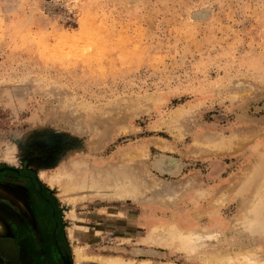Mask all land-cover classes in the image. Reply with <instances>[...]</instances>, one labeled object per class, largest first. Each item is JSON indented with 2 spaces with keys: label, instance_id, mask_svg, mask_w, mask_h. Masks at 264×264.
Wrapping results in <instances>:
<instances>
[{
  "label": "rangeland",
  "instance_id": "374dc122",
  "mask_svg": "<svg viewBox=\"0 0 264 264\" xmlns=\"http://www.w3.org/2000/svg\"><path fill=\"white\" fill-rule=\"evenodd\" d=\"M263 129L264 0H0V264H63L58 245L72 264L77 247L203 264L199 249L136 242L143 223L115 214L166 221L213 205L201 224H236L237 200L212 199ZM164 159L168 173L155 168ZM65 164L107 191L122 189L111 177L125 164L140 194L73 206L58 195ZM258 229L230 228L222 247L259 244L264 261Z\"/></svg>",
  "mask_w": 264,
  "mask_h": 264
},
{
  "label": "bare ground",
  "instance_id": "6f19581e",
  "mask_svg": "<svg viewBox=\"0 0 264 264\" xmlns=\"http://www.w3.org/2000/svg\"><path fill=\"white\" fill-rule=\"evenodd\" d=\"M242 136H243L242 138L244 139L246 134L245 136L244 135ZM232 137L234 138L235 136H232ZM250 138L251 137H249V139ZM238 139L239 138L237 137V140L236 139L234 140L238 141ZM245 139L248 140V137ZM229 142L231 143V141ZM243 142H239V143L242 144ZM221 143L222 141L219 143V145ZM226 143L228 144V142ZM226 143H225V146H226ZM210 144L212 148H214L213 146L214 143L210 142ZM217 144L215 142V145ZM207 148H209V146ZM204 151L202 150V152ZM198 152H201V151L198 150ZM252 152H253L252 159H250L251 161L247 165L245 164L246 168L242 167L243 170L240 171L241 173L237 172L239 177L232 179L233 181L230 185L229 184H227L228 186L225 185L226 188H223L224 191L222 192L220 190V192L222 193L218 194L216 191L218 196H216L215 194L213 196L215 198L212 199V204L215 203L218 209H220L221 207H225L227 204H229L231 200H234V199L237 200V211H236L237 213L234 214V223L236 224L229 223L232 226L228 224L229 226L227 225L225 227V225L221 223V219L217 215L211 216L208 219L206 224H201V222H199L198 220L199 217L204 212L208 213V215H209V211L213 212L216 207L213 205H210L207 209H203V208L197 209L191 214V216L188 215L187 218L182 217V219L172 217L170 220H166V221L161 220V219L155 220L152 218V216H146V217L141 216L139 218L138 216H136V214L118 212L117 214H115L117 216L116 220L119 219L121 221V219L125 220L128 218L130 220V223H141V222L143 223V229H140L139 231L137 230L138 233L136 232L138 235L136 242H141L143 244L144 243L146 244L156 243L158 245L163 244L169 247H173L175 249H181L185 251L186 253H194V252H197V250L199 249L200 251H198V256L195 258H197L198 261H200L203 264H264V261L260 259V256H259V254L263 251V246L257 244L255 246H250L246 249L241 250L240 247L239 248L238 247L223 248L224 247V246L222 247L223 243L220 242V237H224V240H226L227 238L226 234L230 230V228H233V227L236 228L237 226H241L244 229H250L253 226H257L259 228L258 231L264 232V144L259 143L258 145H255ZM130 159L132 158L130 157ZM124 165L119 164V166L120 167L122 166V167L118 169L119 171L113 170L112 177H111L114 180L113 182L115 181L119 182L118 186L120 188L122 187L120 191L105 190L104 188L110 187V184H107L106 181L105 183H101L98 181H92V180L88 181L86 169L83 171L84 174L81 177L79 176V172H76V174L78 175L75 177L76 174L74 175V172H75L74 167L77 168L76 165L72 167V169L66 168L67 167L66 164L62 165L63 167L65 166V168H62L61 172H59V175L61 174L64 180H62L61 178L58 181L57 179L58 188H59L58 195L61 198V200L73 206L76 204L77 201L84 199L86 193H92L91 195H93L94 198L95 197L97 198H113V197L118 198L119 197L121 199H126V198L133 199L135 198L134 196H136L139 193L138 192L139 190L136 191L135 189H138V188L140 189V183H138L137 179L132 180L131 178H128L130 174L126 173V168L124 167ZM172 165H173V162H170L169 160L164 159V160H159L158 162H156L155 168L159 170L158 172L160 173L164 171L165 172L167 171L166 173H168L169 172L168 170L173 168ZM174 167H176V165ZM117 168L119 167L117 166ZM76 171L78 170L76 169ZM134 177H137V176H134ZM52 178L56 179L57 177L54 176ZM111 187H117V186L113 185ZM70 213L71 214L73 213V209L70 210ZM83 230L85 229L83 228ZM214 242H216L215 245H213ZM207 245L212 246V249H210L209 247L208 248L209 250H206ZM75 256H76L75 261L77 260L76 263L78 264L83 262L85 259H91V258L97 261H102L105 264H153L151 260H141L140 262L135 263L131 259L124 260L121 256H103V257L101 256L91 257L90 256L88 257L87 255L84 254V251L81 247L80 248L77 247L75 249ZM63 259L64 261L66 260L67 264H70L66 256H64ZM160 264H176V263L172 261H166V262H161Z\"/></svg>",
  "mask_w": 264,
  "mask_h": 264
},
{
  "label": "water",
  "instance_id": "95a60500",
  "mask_svg": "<svg viewBox=\"0 0 264 264\" xmlns=\"http://www.w3.org/2000/svg\"><path fill=\"white\" fill-rule=\"evenodd\" d=\"M5 169H6L5 167H4V168H0V171L5 170ZM57 247H58V250H59V252H60V255H61V259H62L63 264H67V263H66V260L64 261V259H63L64 257L62 256L61 248L59 247V245H58ZM68 260H69V258H68ZM69 263L72 264V263H71V260H69Z\"/></svg>",
  "mask_w": 264,
  "mask_h": 264
},
{
  "label": "flooded vegetation",
  "instance_id": "af4514ba",
  "mask_svg": "<svg viewBox=\"0 0 264 264\" xmlns=\"http://www.w3.org/2000/svg\"><path fill=\"white\" fill-rule=\"evenodd\" d=\"M2 241L7 242V241H9V239L4 238V239H2ZM12 242H13V240H12ZM59 247L61 248L62 256H63V257L66 256V255L64 254L63 250H62V246L59 245ZM66 257H67V256H66Z\"/></svg>",
  "mask_w": 264,
  "mask_h": 264
}]
</instances>
